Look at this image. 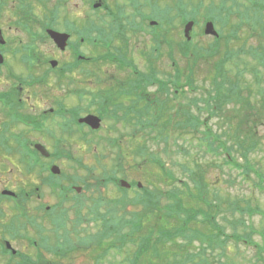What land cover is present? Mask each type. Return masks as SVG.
Instances as JSON below:
<instances>
[{
    "label": "trees",
    "instance_id": "16d2710c",
    "mask_svg": "<svg viewBox=\"0 0 264 264\" xmlns=\"http://www.w3.org/2000/svg\"><path fill=\"white\" fill-rule=\"evenodd\" d=\"M169 1L171 0L165 1L163 10L152 11L151 16L142 20L145 22L147 19H157L158 29L163 27L159 33H155L156 29H153L154 34L151 39L153 46L150 52L145 53L150 66L146 73H140L129 58V53L127 54L129 39L123 36L125 30L123 10L119 15L111 14L106 29L97 27L94 31H89V43L95 46L92 48L94 51L87 58V63L101 66L106 64V61H110L117 70L133 69L136 74L137 102L133 109L136 116L135 131L136 136L142 135L145 141H139L138 149L131 155L123 153L119 144H111L110 148L118 149L114 155L113 168L110 171L104 169L97 176L93 175L94 173L90 174L93 176L84 182L85 188L90 193L86 201L79 200L73 208L68 209L65 207V202L68 192H71L70 188L58 192L60 204L54 209L55 235L47 240L41 237L39 244L35 246L37 251L35 258L24 257V264H66L72 261L75 254L89 253H93V264H211L204 256L207 251L218 246V242L222 243L219 247L224 248L229 241L234 246H253L259 255V260L264 263V240L262 244L252 241V234L247 232L248 229L254 230L252 223L249 224L244 218L247 213L254 215L258 209L253 208L249 201L240 205L238 199L224 198V205L231 210L232 217H235V214L239 215V218H235L236 220L232 222V232L228 236L227 227L217 221L219 214L215 203L219 194L211 193L213 185L203 183L202 177L199 176L200 166L197 165L196 172L185 167L189 182L182 181L176 178L174 169L163 158L169 156L168 149L163 150L161 154L150 150L151 143L159 145L167 142L168 145L172 137L165 139L162 133H159L155 137L156 141L152 140L153 132L163 126L158 122V112H162V122L165 118L162 102L160 104L147 97L151 85L158 80V74L152 65L155 60L160 59L163 44L169 45L168 40L165 43L162 40L168 38L172 30L170 27L175 21L180 20V23L184 24L192 20L197 23L204 8L203 0L192 5L190 10L186 0H172L167 3ZM158 2L159 0H151L152 6L156 8L160 6ZM134 8L139 14V3L136 1ZM204 12V22H214L219 28L220 37L213 39V43L207 46L193 42H185L179 46L181 63L185 61L183 69H180L178 61L174 60L169 47V58L174 73L169 75L167 81L174 86L175 94L173 98H168L170 93H167L166 103L170 106L168 101L173 103L179 101L182 95V99L186 100L188 111L185 112V107L182 105L179 109L176 108L178 103L175 107L177 118L181 119L185 112L187 119L183 120L187 121L188 127L202 135L203 142L208 145L210 152L219 154L228 167L240 171L244 177H249L251 172H255L262 180L263 172L253 169L249 155L255 152L259 143L251 128L256 129L260 124L264 127V90L261 87L264 79V48L262 47L264 46V3L262 0H210ZM236 14L239 17V25L233 22ZM142 22L132 20L127 23L135 30L134 33H137ZM243 26L250 28L252 35L258 37L256 38L258 46L250 47L247 51L244 47L232 51L230 46L240 40L239 31ZM98 51L100 55L96 56L95 53ZM247 55L253 58L255 65H250L244 59ZM231 64L236 67L234 74ZM205 68L209 71L207 87L201 86V81L197 78L200 77L198 72ZM245 71L252 73L255 83L260 86L258 102L252 101V90L244 81ZM89 73H94V70L89 68ZM181 73L184 74L185 85L181 84ZM63 76H65L64 72L60 79ZM120 88L124 87L120 86ZM185 88L191 93L197 89H202L203 92L190 98L186 97ZM228 104L239 106L240 109L238 112L230 111L237 113L234 117L236 127L230 138L226 140L215 133L211 121L219 119L221 114L226 115L225 107ZM153 109L155 112H152ZM171 111L173 110L165 115L168 116V120L174 119ZM203 112L207 113L206 119L200 117ZM97 114L101 115L100 112ZM224 119L227 120V117L225 116ZM232 138L236 140V144L229 146ZM128 147L131 150L130 145ZM240 151H243L242 162L237 156ZM133 155L136 157L137 171L149 166L155 168L158 173H155V177L157 181L158 178L160 179L158 185L156 181L151 180V175L146 170L147 186L139 189L136 183L132 182L133 193L119 187L118 176L126 170L125 166H130L129 158ZM111 185L119 192L116 199L108 198L106 195ZM169 186L171 189H168ZM185 198H192L203 207H199V210L187 207L184 203ZM71 211L77 218L69 223ZM84 223L96 224L94 233L87 232L86 236H82L81 228ZM202 224L207 226L205 229L208 231L203 230ZM222 236L225 238L222 239ZM52 239L53 243H51ZM43 251L48 253L50 258H45Z\"/></svg>",
    "mask_w": 264,
    "mask_h": 264
},
{
    "label": "flooded vegetation",
    "instance_id": "af4514ba",
    "mask_svg": "<svg viewBox=\"0 0 264 264\" xmlns=\"http://www.w3.org/2000/svg\"><path fill=\"white\" fill-rule=\"evenodd\" d=\"M135 1L139 3V14ZM150 1L127 0L121 4L120 0H0V264H24V256L30 254L16 248L18 241L25 240L28 248L38 244L40 234L32 226L43 220L41 209L50 212L51 207L43 200L46 191L54 194L56 143H63L70 135L64 129L74 128L89 115L100 118L102 125L111 120L113 127L135 128V79L123 85H130V89L116 88L112 85L119 86L117 81L121 80L116 79V74L112 76L116 81L106 78L108 74H90L83 49L95 46L89 43V31L106 29L111 14L119 15L121 10L124 38L130 40L140 32L152 38V31L147 33L142 22L152 14L144 10ZM132 20L142 22L137 33L127 23ZM154 28L159 33L163 27L158 29L157 21ZM56 34L66 37L63 47L54 38ZM41 47L50 51L41 53ZM63 72L65 76L60 79ZM98 77L102 82H90ZM98 85L103 88L96 90ZM66 97L74 98L75 103H65ZM81 126L96 136L97 131ZM57 132L64 139L56 136ZM35 134L51 140L54 152L37 142ZM114 139L116 144L124 143L117 133ZM135 139L129 136L130 143ZM38 145L45 146L48 155ZM19 174L37 178L40 185L27 189Z\"/></svg>",
    "mask_w": 264,
    "mask_h": 264
},
{
    "label": "rangeland",
    "instance_id": "374dc122",
    "mask_svg": "<svg viewBox=\"0 0 264 264\" xmlns=\"http://www.w3.org/2000/svg\"><path fill=\"white\" fill-rule=\"evenodd\" d=\"M109 1L111 3H114V0H109ZM126 1L127 0H120V3L123 4ZM200 1L201 0H186V3L189 5V10L192 5H194L195 3H199ZM204 1H205V7H206L207 3H209L210 1L209 0H204ZM262 1L264 3V0ZM167 3H170V1ZM164 8L165 7H161V6H158L156 8L152 6V4L144 6V10L147 12H151V11L157 12L159 10H163ZM203 18H204V14L202 10V14H200L199 19H198L201 25L203 24ZM233 22L235 23V25L237 24L239 25V17L237 16V14L234 16ZM176 27L177 28H175L173 32L171 31L167 39L162 40L163 43H165L166 40H168L169 42L168 44L172 45V47L174 48H172L169 45H165L162 47V54L160 55V59L155 60L154 65H152V68L158 74V80L155 81V84L151 85L150 89L148 90V95L146 94L147 97H149L151 101L155 102L156 100L160 102V104L162 102V105L164 106V113H163V117H165L164 122H162L161 120L162 112L160 113L158 112V119H159L158 122L160 126H162V124L163 126L160 127L161 129L158 128L157 130L153 132L154 133L152 135L153 142L156 141L155 137L158 136L159 133H162L165 139L169 136L170 137L172 136V137L168 141V145H167V142H164V143L162 142L159 145H157L156 143H151L150 150H154L156 153L161 154L162 152H164L163 150L168 149L169 156L166 155V156H163V158L165 161L169 163V166L174 169L176 178H179L182 181L189 182L185 167L187 169L191 168L196 172L197 165L200 166L199 169H201V174H199V176L202 177L203 183L213 185L211 189V193L219 194L218 197L216 196V203H215L218 206V214H219L217 221L222 226L227 227L228 236H230L231 235L230 232H232V227H233L231 225L232 222L236 220L235 218H239V215L235 214V217H232L231 210L228 209V207H225L224 205V198L230 197V198H234V200L238 199V202L240 205H244L247 203L246 201H249L253 208L258 209V212L256 211L254 215L248 214V213L244 215V218L246 219L245 221L249 222V224L252 223L251 225L253 229L255 230V231L254 230L252 231L248 229L247 232L252 234L253 242L257 244L258 243L262 244L264 240V236H263L264 235V177L262 180H260V178L257 177L255 172H251L249 174V177H244L242 174H240V171L228 167L225 164L223 158L220 157L219 154L217 155L215 153L210 152L208 149V145L205 142H203L204 138L202 137V135L199 132H196L195 130L188 127L189 125L187 124V121L183 120V119H187V114H185V112L188 111V109L186 108V100L182 99V95H180L179 101L176 100L174 101V103L173 101H168L172 108L166 103L167 101L166 96H168L167 93L168 94L170 93L169 94L170 97L168 96V98H173V94H175L174 86H171L170 83L167 81L169 75H172L174 73V70L172 69V62L169 58V47L171 49L172 56H174V60L178 61L177 64L180 67V69H183L185 67V61L184 63H181V58L179 56V52L181 49L180 50L178 49L179 46L183 45L186 42L185 35H184V27H182L179 22H177ZM194 30L195 31L191 33V37H192L191 42L197 43V44L201 43V45H205V46L213 43L212 38L207 37L205 35L203 36L202 33L200 34L199 27L198 28L195 27ZM194 32L197 35H193ZM239 32H240V40L231 44L230 48L232 49V51H235V50L238 51L242 47H244L245 50L247 51V49L250 47L258 46V42H257L258 37L252 35L250 28L243 26L241 27ZM129 41L130 43L128 44V47H127L129 48V51L127 52V54L129 53V58L133 61L135 68L140 73H146L149 69L148 67L150 66H149L148 60L146 59L147 56L145 53L150 52V49L153 46L152 40L150 39L149 35L143 34L140 32L136 34L135 36H132ZM260 41L263 42V39L260 38ZM262 47L264 48L263 45ZM84 50L86 51L85 54H87V56H90V54L94 51V50L92 51L90 47L87 49L86 48L83 49V52ZM46 51L49 52L50 50H47V47L40 48L41 53H46ZM95 55L96 56L100 55V51L95 53ZM244 59L248 61L250 65L252 66L255 65V61L253 60L251 56L247 55L244 57ZM231 65H232V73L234 74L236 71V67H234L233 64ZM88 67L94 70L95 75L100 74L101 70L103 69L102 73L108 74L106 75V78L109 77L110 80H113L112 76L113 74H116L117 75L116 79L121 78V80L117 81L119 86H116L114 84L112 85L113 87H116V88L117 87L120 88V86L127 84L129 80L135 79V76L128 69L124 71L123 70L120 71V70H117L116 67L110 66L107 64H103L101 66L100 65L93 66L91 64ZM198 73L200 74L199 75L200 77H197V78L201 81L200 83L201 86L207 87L208 82L206 80L208 79L209 71L205 68V69H201ZM78 76L79 75H77L76 77L78 78ZM180 78L182 80L181 84L185 85L186 82H185V77L183 73H181ZM91 79H95V78H91ZM50 81L51 83L54 82L53 79H51ZM113 81H116V80H113ZM244 81L248 86H250V90H252V93H253L252 101L258 102L259 101L258 98L260 97L258 88H260V86L259 84L255 83L254 76L252 75V73L245 71ZM261 83H262L261 87L264 90V79L262 80ZM76 87L80 88L79 85ZM98 88H103V87L102 86L100 87V85H98L96 90H98ZM128 88L130 89L131 86L128 85ZM184 92L186 93V97L189 96L190 98L201 94L200 92L198 94L190 93L188 92L186 88ZM64 102L74 104L75 99L71 97H66L64 99ZM180 105L185 107V112L182 118L178 119L176 108L179 109ZM173 106H174V109H173ZM154 107L157 108V106H154ZM239 109H240L239 106L237 107L233 104H228L225 107V110H227V114L226 115L221 114L219 116V119L217 118L211 121V125L213 126L215 133L221 135L223 139L225 138L227 140L228 138H230V135L235 130L234 127H236V122H235L234 117L237 115L236 112H238ZM170 110H173L171 111V116L174 118L172 120H168V116H165L170 112ZM230 111H236V112L230 113ZM152 112H155V109H153ZM89 113L92 114L93 112L92 113L89 112ZM225 116L227 117V120L224 119ZM200 117L206 118L208 116H207V113L203 112L200 115ZM169 122H171L170 125H169ZM113 125L114 123L111 120L104 122L103 130L99 132L97 135L98 137L95 138V140L91 142H87L81 139L79 135H75V134L72 135V138L69 137V138L64 139V137L60 136V132H57L56 136L58 137L60 136L59 138L64 139L63 144L61 143L60 146H57L58 152H60V157L56 159V164L61 169L62 176H66L70 178L72 175L78 174V177L84 179L87 177V172L83 168L85 166H87V168L93 167L92 169L95 170L96 175L101 174L104 169H107L108 171H110L113 168V165H114L113 159L115 158L114 155L116 154L118 149L110 148V146L105 145L104 142L102 143V142H99L98 140H101L102 138L114 139V136L116 135V133L118 135L120 134L132 135V132H133V130L121 129L120 127L116 128L115 126L113 127ZM214 126H216V128ZM163 127H165L166 129H164ZM78 129L82 130L81 128H78ZM251 129L253 132H255L259 143H258V146L255 152L249 155L250 162L252 163L251 165L254 167L253 168L254 170L261 171L264 174V127H262L260 124L256 126V129L253 127ZM89 136H87L88 140H89ZM34 137H35V140H37V142L44 144L45 146L50 148L51 153L54 152L55 147L51 140H44L41 138V136H39V134H35ZM148 139L151 140L150 138ZM135 140H136L135 141L136 143L130 145L131 147V150H130V148L128 147L129 139L124 138V143L120 145L122 152L126 154L129 153L130 155L136 152V149H138L137 143L139 141L144 142L145 138L142 135H139V136H136ZM231 140L232 141L229 143V146L236 144V140H234V138H232ZM242 152L243 151H240L237 154L238 158L240 159V162H242L241 160ZM69 154H71L78 161L72 162L66 159V155H69ZM100 156L101 158L96 159V157H100ZM129 159H130L131 167L128 168L127 166H125L126 170L122 173L123 175L119 174V177H122V178L126 177L125 180L128 181L129 183L135 181V182H140L147 186V179H146L147 178L146 170H147L149 171L151 175L150 177L151 180L153 179L154 181H156L157 185L160 183V179L158 178V181H157V178L155 177V175L158 173L156 172L154 167L149 166L147 168H144L143 170L137 171L136 169H138V167H135L136 157L133 155ZM20 176L21 175L19 174V177ZM21 179L23 180V182L26 183L24 184L26 185L25 187L27 189L30 186H32L33 188V186L40 185L39 182L37 181V178L35 177H33L32 179H29L24 176H21ZM79 186L83 188L82 185H79ZM190 186L192 185L190 184ZM168 189H171V187L169 186ZM48 193L49 191H46V194H45L46 196H45V199L43 200V204L50 206V207H54L55 205L59 203V199L54 194H50L51 195L50 196ZM106 195L108 198H111V199H116L119 196V194L116 192L115 188L112 185L109 186L108 190L106 191ZM130 197H132V195H130ZM184 203L187 207L194 208L195 210H199V207H203L202 205H200L197 201H195L192 198H185ZM220 203L223 205L221 206ZM33 205L38 206V204H35V203ZM67 208H68V205H67ZM39 213L41 215L40 218L45 221H42V223L41 221H38L36 228L37 229L42 228V235H43L42 237L45 238V240L49 238H53L54 236L53 233H55L54 232L55 226L52 223L54 222L56 213L53 212L52 214H48L42 209ZM12 215L13 213L11 214L10 212V218L12 217ZM76 218H77L76 215L71 211L70 217H69V220H70L69 223L72 222V220H75ZM51 224L53 226H51ZM202 226L204 228L203 230L208 231L207 229H205L207 227L206 225L202 224ZM28 229L31 230L30 232H33L32 229L30 228ZM81 229H82L81 235L86 236L87 232L94 233V231L96 230V224L89 225L87 223H84ZM221 238L224 239L225 237L222 236ZM53 242L54 240L52 239L51 243ZM17 243L18 244L16 245V248L22 250L23 253L28 252L31 258H35L36 250L33 245L30 246V248H28L27 242H25V240H23L22 242L18 241ZM195 244L198 245V243H195ZM217 245L218 246L214 247L213 249H209L207 253L204 255L205 257L209 259L211 264H264L262 261L259 260V255L252 246H246V245L234 246L232 245L230 241L225 244L224 248L219 247L220 245H222V243L220 242H218ZM28 249H31V250H28ZM197 249L198 248H196V250ZM200 251H201V247L199 248V252ZM44 256L45 258H50L49 254L46 252ZM92 257H93V253H89L87 255L75 254L72 257V261L67 262L66 264H93ZM118 259H119V262H121L120 257H118Z\"/></svg>",
    "mask_w": 264,
    "mask_h": 264
},
{
    "label": "water",
    "instance_id": "95a60500",
    "mask_svg": "<svg viewBox=\"0 0 264 264\" xmlns=\"http://www.w3.org/2000/svg\"><path fill=\"white\" fill-rule=\"evenodd\" d=\"M194 24L193 23H189L187 26H186V29H185V36L188 40H190V33L192 31V28H193ZM205 33L207 35H214L216 36V32L214 31V26L212 23L208 24L207 27H206V31ZM54 38L56 39L57 43L60 45V46H64L65 43H66V37L64 35H58L56 34L54 36ZM83 122H86L88 124H90L91 126H93L94 129H99L100 128V120L94 118V117H89L87 119H85ZM38 148H41V150L44 151V148L42 147H39ZM54 173L56 174H60V170L58 168L54 169ZM122 186L125 187V188H129V185L126 183V182H122Z\"/></svg>",
    "mask_w": 264,
    "mask_h": 264
}]
</instances>
